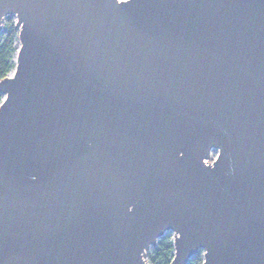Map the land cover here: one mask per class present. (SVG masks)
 <instances>
[{
  "label": "water",
  "instance_id": "obj_1",
  "mask_svg": "<svg viewBox=\"0 0 264 264\" xmlns=\"http://www.w3.org/2000/svg\"><path fill=\"white\" fill-rule=\"evenodd\" d=\"M0 264H264V0H0ZM211 149L217 154L207 163Z\"/></svg>",
  "mask_w": 264,
  "mask_h": 264
},
{
  "label": "trees",
  "instance_id": "obj_2",
  "mask_svg": "<svg viewBox=\"0 0 264 264\" xmlns=\"http://www.w3.org/2000/svg\"><path fill=\"white\" fill-rule=\"evenodd\" d=\"M17 39V29L11 23L3 37L0 38V80L9 75L15 66L12 54L16 50L14 40ZM0 95V102H1ZM174 247L171 241L165 238L158 239L156 245L152 247L146 254V260L149 264H170L173 257ZM202 258H197L193 263L201 264Z\"/></svg>",
  "mask_w": 264,
  "mask_h": 264
},
{
  "label": "rangeland",
  "instance_id": "obj_3",
  "mask_svg": "<svg viewBox=\"0 0 264 264\" xmlns=\"http://www.w3.org/2000/svg\"><path fill=\"white\" fill-rule=\"evenodd\" d=\"M11 23H13V24L15 23V15H13V14H9V15L4 16V17L2 18V21H1V30H0V38L3 37V36L5 35V33H6V29H7V27H8ZM14 45L18 48V45H19L18 38L14 40ZM17 48H16V50H15V51L13 52V54H12V57H13L12 59H13L14 62H15V57H16ZM12 72H13V71H12ZM12 72H11L9 75H11ZM0 95H1V97H2V98H1V101H2V99H3V95H2V94H0ZM216 154H217V150H216V149H211V151H210V157H209L208 161H212V160L215 158ZM173 237H174V232H173V231H170V230H167V231H165V232L159 237V239H160V238H165L166 240L172 242V241H173ZM151 248H152V247H151ZM151 248H150V249H151ZM150 249H149V250H150ZM199 257L203 259V249H199V250L197 251L196 254H194L193 256H191L186 264H188V263H193V262H194L197 258H199Z\"/></svg>",
  "mask_w": 264,
  "mask_h": 264
},
{
  "label": "built area",
  "instance_id": "obj_4",
  "mask_svg": "<svg viewBox=\"0 0 264 264\" xmlns=\"http://www.w3.org/2000/svg\"><path fill=\"white\" fill-rule=\"evenodd\" d=\"M207 163H211V161H208V160H207Z\"/></svg>",
  "mask_w": 264,
  "mask_h": 264
}]
</instances>
